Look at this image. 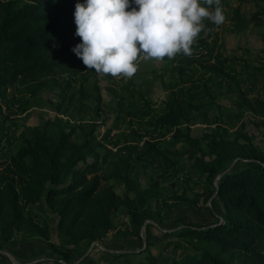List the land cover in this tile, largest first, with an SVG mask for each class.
Segmentation results:
<instances>
[{
	"label": "trees",
	"instance_id": "1",
	"mask_svg": "<svg viewBox=\"0 0 264 264\" xmlns=\"http://www.w3.org/2000/svg\"><path fill=\"white\" fill-rule=\"evenodd\" d=\"M231 1L237 4L233 6ZM76 2L0 0V92L25 87L24 92L36 97L46 87L36 83L44 75H69L65 89L74 86L77 75L88 69L71 50L80 41L75 35ZM247 3L253 5L254 12H244L242 6ZM221 7L224 20L230 23L227 32L239 35L251 25L264 24V0H221ZM202 22L201 36L191 48L206 53L200 52L202 59L196 64L206 73L224 75L233 60L216 49L215 40L209 46L217 38L218 25L208 18ZM252 70L263 74L261 86L249 97L241 90L238 106L249 108L259 119L257 125L264 128V59L259 58ZM83 86L71 93L70 105L64 106V98L57 111H72L71 104L79 93L80 108L73 111L85 112V101L92 96ZM94 87V106L87 109L98 115L103 98L99 86ZM195 89L193 84L170 92L156 123L176 130L177 140L189 147L190 159L205 178L197 203L202 198L205 203H219L223 210L213 222L189 223L166 231L183 240L172 244L183 254L172 257L170 264H264V147L252 142L238 144L223 130L195 138L189 128L191 113L199 108ZM2 113L0 106V121ZM100 127L83 119L76 124L59 118L46 121L24 133L16 151L7 160H0V237L4 243L21 232L27 239L40 237L50 243L51 222L34 210L40 206L56 220L62 244L49 245L59 254L53 262L71 263L112 234L133 245L142 243L146 221H154L160 229L161 211L171 207L169 201L187 200L183 195L162 198L142 189L131 177V156L112 158L102 152L97 135ZM154 204L161 205L160 213ZM121 216L126 222L118 227ZM132 254L135 252L111 254L112 262L119 263ZM132 264H156V258L148 255L146 262Z\"/></svg>",
	"mask_w": 264,
	"mask_h": 264
},
{
	"label": "rangeland",
	"instance_id": "2",
	"mask_svg": "<svg viewBox=\"0 0 264 264\" xmlns=\"http://www.w3.org/2000/svg\"><path fill=\"white\" fill-rule=\"evenodd\" d=\"M231 2L233 6L237 4ZM242 9L248 14L254 12L250 3L244 4ZM226 12L230 14V10ZM228 26L230 23L226 20L219 24L215 28L217 38L214 37L209 45H213L215 40L216 49L233 60L227 64L224 75L201 71L196 60L202 59L200 52L206 51L192 49L190 55L178 53L171 59L146 60L141 56L137 61L138 70L130 78L87 69L77 75V82L68 90L65 88L69 75L57 74L44 75L36 81L46 86L36 97L24 92L25 87L0 92V106L4 112L0 121L1 161L7 160L16 151L24 133L31 132L44 122L59 118L72 120V124H76L83 119L101 126L97 135H100L98 142L103 146V153L112 158L131 156V177L142 189L162 198L187 196V200L181 202L169 201L171 207L161 211L160 229L154 221L145 222L142 243L133 245L112 234L104 242L94 243L77 259L65 264H132L146 262L148 255L156 258V264H170L172 257L183 254L175 250L172 244L183 243V240L167 235V230L189 223L207 224L214 221L216 214H222L223 208L219 203H205L202 198L197 203L204 192L205 178L199 175L194 160L190 159L189 147L177 140L176 130L157 124L156 119L162 113L170 92L196 84L194 95L199 108L192 111L189 123L195 138L223 130L227 132L229 140L237 139L238 144L252 142L255 146L264 147V128L257 125L259 119H255L249 108H239L240 101H237L241 90L249 97L256 94L261 86L262 75L254 72L252 67L259 58L264 59V24L251 25L239 35L227 32ZM82 83L86 94L92 96L85 101V112L80 114L73 111L80 108L79 93L71 104L74 108L72 111L68 114L58 112L57 106L64 102V98V106L70 105L71 93L78 92ZM95 85L99 86L103 98L98 115L87 109L94 106ZM185 128L182 129L184 132ZM160 206L154 204L158 213ZM34 210L51 222L50 243L40 237L27 239L29 237L26 238L22 232L9 243H4L0 237V263L55 264L53 260L59 254L49 245L61 244L56 220L40 206ZM124 222L125 218L119 217L117 226H122ZM146 250L148 253L142 254ZM132 252L136 255L122 258L119 263L112 262L111 254Z\"/></svg>",
	"mask_w": 264,
	"mask_h": 264
},
{
	"label": "clouds",
	"instance_id": "3",
	"mask_svg": "<svg viewBox=\"0 0 264 264\" xmlns=\"http://www.w3.org/2000/svg\"><path fill=\"white\" fill-rule=\"evenodd\" d=\"M204 18L224 21L221 0H77L71 50L88 69L130 78L141 56L190 55Z\"/></svg>",
	"mask_w": 264,
	"mask_h": 264
},
{
	"label": "crops",
	"instance_id": "4",
	"mask_svg": "<svg viewBox=\"0 0 264 264\" xmlns=\"http://www.w3.org/2000/svg\"><path fill=\"white\" fill-rule=\"evenodd\" d=\"M261 75H262V78H263V74L262 73H260Z\"/></svg>",
	"mask_w": 264,
	"mask_h": 264
}]
</instances>
